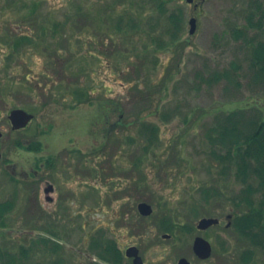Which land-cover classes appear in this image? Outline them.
Here are the masks:
<instances>
[{
    "label": "rangeland",
    "instance_id": "obj_1",
    "mask_svg": "<svg viewBox=\"0 0 264 264\" xmlns=\"http://www.w3.org/2000/svg\"><path fill=\"white\" fill-rule=\"evenodd\" d=\"M36 1L38 9L32 14L33 0L11 5L0 0V126L4 134L0 140L3 155L0 201L12 198L15 189L18 198L8 226L0 228V247L14 246L16 241L26 247L34 245L40 250L30 259L31 263L36 260L42 264H103L90 249L92 238L102 229L107 238L117 241L124 254L128 246L137 245L145 264H177L181 256L194 264H243L239 256L249 244L226 227L230 220L228 214L235 210L231 196L240 186L224 184L227 194L212 198L207 205L201 204L199 189L221 182L219 166L210 163L207 153L210 146L204 136L213 117L209 111L230 110L240 101L244 102L242 105L264 110V83L252 78L253 44L246 43L249 37L255 38V43L264 39V23L263 29L253 25L245 29V25L251 26L248 14L254 24L264 14V0L170 1L169 10L179 4L185 12L183 43L143 51L138 56L128 45L139 44L141 51L143 31L116 33L107 21L100 22L98 27L77 19L61 34V39H70L72 49L77 52L73 57L74 66L62 73L64 61L53 54L55 48L66 44L59 43L61 39L57 47L49 46L46 39H39L38 44L28 49L19 48L15 59L6 56L7 47L2 43L5 33L31 31L36 35L37 24L46 20L43 14L49 12L62 18L63 9L68 5V0ZM90 1L99 7L105 0ZM131 1L138 0H117L116 3L120 9H123L122 3L124 8L135 13L136 8L146 14L151 20L146 30L165 23V13L150 14L149 5L144 8L143 3L139 7L137 3L130 4ZM192 17L197 21L195 31L190 33ZM87 28L91 31H86ZM237 29H240L239 37H236ZM165 39L167 43L170 38ZM90 49L94 50L92 55L87 52ZM237 65L239 68H235ZM225 69L233 71L231 81L213 86L202 81L209 74ZM71 72L78 76L71 78L68 76ZM137 80H140V90H134ZM73 84L85 86L95 104L83 102L70 107L75 104L74 96L67 95L69 90L65 88ZM59 87L63 89L59 94L66 91L60 101ZM103 99H112L121 105L112 111L107 123L96 118V104ZM15 107L34 114L24 129L11 127L8 114ZM161 111L176 113L165 121L159 115ZM187 113L193 115L185 122ZM137 118L140 120L136 121ZM144 120L160 125L162 142L136 168L135 158L144 152L142 141L145 139L137 135L139 124ZM108 128L105 154L104 147L101 150L99 147ZM130 135H137L136 142L129 143ZM18 139L27 145L41 141L42 149H19L14 143ZM64 147L75 149L67 151ZM54 154L57 168H45L36 183L27 181V171L33 170L35 161L40 156ZM159 155L164 158L159 160ZM9 173L17 181L11 180ZM27 182H34L35 187L27 186ZM48 182L54 184L55 190L46 193ZM141 200L153 205L151 216L144 217L138 212L137 204ZM165 202L186 222L196 224L203 216H215L221 219V224L202 232L180 234L182 239L163 238L158 217L169 212ZM193 202L201 206L198 217L190 211ZM34 209L43 212L37 220L31 217ZM49 219L51 229L58 230L63 244L57 254L41 241V236H49L51 232L38 229L45 228ZM29 232L31 235L27 237ZM199 234L214 245L208 260L200 261L192 250L194 237ZM220 240L233 243L228 252L222 251ZM124 264H133L131 258L124 259ZM249 264H264V248L255 251L254 261Z\"/></svg>",
    "mask_w": 264,
    "mask_h": 264
},
{
    "label": "trees",
    "instance_id": "obj_2",
    "mask_svg": "<svg viewBox=\"0 0 264 264\" xmlns=\"http://www.w3.org/2000/svg\"><path fill=\"white\" fill-rule=\"evenodd\" d=\"M26 0H3L5 5L16 4V2ZM117 1V0H116ZM115 0H105L99 7L97 3H92L90 0H68V5L63 9L62 18H58V15L51 14L49 12L41 14L46 18L40 25L36 35L31 31H11L4 35V42L8 47V57L15 56V52L21 47L27 45L28 47L39 43V39L48 40V45L54 47L58 45V41L61 39V34L66 30L68 24H73L77 19L83 20L87 24H97L99 27L100 22L107 21L110 25H113V30L131 34L135 31H143L145 36L141 38L144 44V48L140 51L138 46L134 43L129 44L130 49L135 51L137 56L141 52L147 50H158L165 48L167 45L178 46L183 43L182 34L185 31L186 20L185 12L179 4L171 6L169 10V2L173 0H138L136 2L131 1L130 4L137 3L139 7L144 3L150 6V14L156 12V15H166L165 23L160 26H155L151 30H146V25L150 26L151 20L148 19L146 14L140 13L138 9L136 13L130 8H124L121 3V8L117 5ZM36 0L31 3L32 14L38 9ZM29 6V5H28ZM100 8L98 11L97 8ZM126 7V6H125ZM138 7V8H139ZM146 15V16H145ZM160 16H156L160 19ZM36 19V18H34ZM249 25H245V29L249 27L257 26L263 29L264 14L260 16L258 22L254 24L252 22V16L248 14ZM159 21V20H157ZM153 25V22H152ZM86 31H91L87 28ZM246 31V30H244ZM240 29L236 31V37ZM170 38L167 43L165 37ZM113 37V36H112ZM65 41L66 44L62 48H55L53 54L55 57L64 61V65H61L62 70L65 72L70 67L74 66L73 57L77 52L72 49L70 39L62 38L59 43ZM246 43L253 44L250 55V67L253 71L252 78L254 81H262L264 83V39L255 43V38L249 37ZM54 49V48H53ZM66 49L65 52L61 51ZM94 50H88V54L92 55ZM63 52V53H62ZM88 55H85L87 58ZM67 58L70 59L67 61ZM118 63V62H117ZM239 68V66H235ZM233 71L225 69L209 74L206 78H202L203 82H207L209 86L219 84L222 81H231V73ZM239 75V72H237ZM68 76L77 77V73L71 72ZM63 82V78L60 79ZM58 84V81H56ZM61 82V83H62ZM72 82V81H71ZM140 80L135 81L134 90H140ZM238 86L241 83L238 81ZM165 87V86H164ZM61 87L57 89L59 95V101L64 98L66 91L62 92ZM67 95L72 94L74 96L73 102L75 105H79L83 102L92 103L94 100L89 95V91L85 86L75 85L69 87ZM170 90V88H169ZM247 102L246 100H243ZM98 104L105 110L104 115L106 119L110 116L111 111H114L121 105L112 99L99 100ZM244 102L240 101L239 104L234 105L230 110L219 109L217 111L211 110L209 114H212V121L206 126L204 136L210 146L208 150V156L212 166H219L218 174L220 175L221 182L212 184L211 186H201L199 191L201 192L202 205L211 204L212 198L221 197L223 194H227L223 190V185L229 186L231 183H236L240 187L236 193L231 196V200L235 205L234 218L232 228L230 230L238 231V239L246 241L249 247H246L241 252L239 259L249 264L254 261L255 249L258 247L264 248V110L257 108L254 105H242ZM170 112L159 113L161 119L168 121L173 118L175 114ZM193 114L187 113L184 117V121L190 120ZM140 120L137 118L136 121ZM140 128L137 135H141L145 140L143 143V154L136 156L135 165L140 167L145 161V156L156 152V147L161 146L162 138L160 136V125L144 120L140 124ZM111 128V127H110ZM110 128L105 131V135H108ZM112 132V131H111ZM137 135H130L129 143L136 142ZM15 147L25 148L31 150H41V141H31L28 145H25L21 139L14 142ZM103 147L100 148V150ZM105 150V149H104ZM166 148L163 149V151ZM105 154L106 152L103 151ZM144 157V158H143ZM163 155H159V160L163 159ZM161 162V161H159ZM155 163V162H154ZM233 180V181H231ZM239 182V183H237ZM166 214H162L158 217L159 231L169 232L172 237H179V234L188 233L195 228L194 223L186 222L179 214H174L172 207H168V202L164 203ZM192 213L196 216L200 213V204L193 202L190 206ZM17 208V200L15 197L7 198L0 201V228L6 229L9 224V218L11 214ZM171 211V212H170ZM173 211V213H172ZM168 212V213H167ZM38 210L32 211L31 217L37 220L41 217ZM39 230L45 229L51 232L49 236H41L42 243L52 252L59 253L63 249V244L59 241L60 235L58 230H52L49 228H38ZM37 229V230H38ZM44 230V231H45ZM33 229H30V232ZM27 233V237L31 234ZM105 231L100 230L94 238L91 240L90 249L92 253L103 262V264H124V252L118 245L114 238L106 237ZM181 232V233H180ZM235 239V238H234ZM40 240V239H39ZM35 241L37 244L38 241ZM223 252H228L230 246L233 243L227 241H221ZM34 245L25 246L23 243L18 245V242L14 243V246L0 247V264H42L41 262H30V259L35 258L37 251ZM45 252V251H43ZM29 260V262H28Z\"/></svg>",
    "mask_w": 264,
    "mask_h": 264
},
{
    "label": "water",
    "instance_id": "obj_3",
    "mask_svg": "<svg viewBox=\"0 0 264 264\" xmlns=\"http://www.w3.org/2000/svg\"><path fill=\"white\" fill-rule=\"evenodd\" d=\"M189 1H192V0H189ZM190 23H191L190 32L193 33L196 28V18L192 17L190 19ZM33 116L34 115L32 113H29L22 108H15L11 110L9 118L12 121L13 128H21V127L26 126L29 123V121L33 118ZM2 134L3 133L0 129V138ZM0 159H1V152H0ZM138 208H139V211L144 215H149L153 212L152 205L145 201L139 203ZM219 221L220 220L217 217H203L198 222V228L206 229L213 224L219 223ZM165 236H169V235H165ZM194 250L202 258H207L212 254V244L206 238L198 236L194 242ZM127 254L129 256L135 257L134 264H144L143 259L141 255L139 254V248L137 246L135 245L130 246L127 249ZM178 264H192V263L186 257H182L179 259Z\"/></svg>",
    "mask_w": 264,
    "mask_h": 264
},
{
    "label": "flooded vegetation",
    "instance_id": "obj_4",
    "mask_svg": "<svg viewBox=\"0 0 264 264\" xmlns=\"http://www.w3.org/2000/svg\"><path fill=\"white\" fill-rule=\"evenodd\" d=\"M45 166L44 165H42V168H44ZM34 175L35 176H33L32 174H30V172H28L27 173V175H26V178L27 179H29V180H31V179H33L34 177H36L37 175H38V170H36L35 172H34ZM192 249H193V247H192ZM199 260H201V261H204L203 259H201V258H199L197 255H195ZM205 260H208V259H205ZM193 263V262H192ZM194 264V263H193Z\"/></svg>",
    "mask_w": 264,
    "mask_h": 264
}]
</instances>
